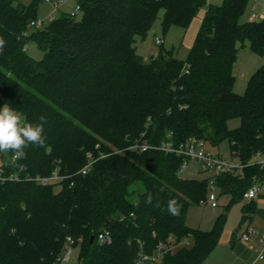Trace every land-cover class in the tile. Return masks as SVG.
Returning <instances> with one entry per match:
<instances>
[{"label": "trees", "instance_id": "1", "mask_svg": "<svg viewBox=\"0 0 264 264\" xmlns=\"http://www.w3.org/2000/svg\"><path fill=\"white\" fill-rule=\"evenodd\" d=\"M42 2L0 0V107L8 104L28 123L46 117L43 146L29 145L16 160L0 155L7 172L20 176L0 181V264H56L68 239L79 247L78 264H137L157 253L156 264H204L231 206L255 180L264 183V170L252 164L264 153V63L243 95L234 93L233 73L238 43L264 58V18L241 23L251 0H77L80 19L67 13L29 29ZM203 8L187 60L165 49L147 62L137 54V39L161 11L167 33L188 30ZM30 42L43 52L39 61L27 53ZM192 138L212 147L228 141L230 155L245 165L243 176L216 178L230 203L207 231L190 228L187 215L207 203L208 179L183 178L175 154L131 150L137 142L178 146ZM88 155L95 161L82 175ZM55 171L63 177L57 184L34 179ZM173 198L179 216L167 211ZM256 206L243 205L241 225L255 218ZM106 232L112 240L101 244Z\"/></svg>", "mask_w": 264, "mask_h": 264}, {"label": "rangeland", "instance_id": "2", "mask_svg": "<svg viewBox=\"0 0 264 264\" xmlns=\"http://www.w3.org/2000/svg\"><path fill=\"white\" fill-rule=\"evenodd\" d=\"M35 0H16V4H23L26 6L34 3ZM222 0H208L209 4L219 5ZM246 14L240 19L241 23H245L251 19V14L255 11L262 12L264 10V0H251L248 5ZM77 8L76 0H67V3L58 11L54 10V6L42 2L37 8V19H44L52 14H55L56 17H60L62 14L75 13ZM206 12V8H203L198 16L192 22L193 24L188 28V30H184L178 26H173L169 29L167 33L163 32L162 27V19L164 15V11H161L157 21L155 22L154 27L148 33L146 38L137 39L136 43V52L138 55H141L145 61H149L151 57L157 56L159 51L162 49L173 51L177 57L181 60H187L189 56V50L192 44L196 40L197 35V25L198 20L202 21V17ZM82 15L77 13V18L80 19ZM163 40V44L157 45L158 40ZM26 50L28 55L37 61H39L43 57V52L38 49L37 45L34 43L26 44ZM237 48L239 51L236 62L234 63V77L236 78V84L234 88V93L239 95H243L246 87L248 85L250 76L258 70L262 64L264 63V58L257 56L254 54L250 48L249 44L245 43L242 45L241 43L237 44ZM240 120L236 119L230 121L228 126L230 129H237L239 127ZM211 151L224 156L225 158H230V147L228 141L223 142L219 147L211 148ZM181 176L185 179L189 180H207L208 175L203 173L200 169V163L197 161H193L190 163L187 170L181 173ZM261 187L264 188V183L261 184ZM217 195L216 202L218 203V207H213L211 202H207L202 205H195L189 209L187 215V225L190 228L196 229L201 228V230H210L214 225L217 216L222 214L225 210V207L230 203V196H220L219 191H215ZM256 216L255 219L250 221H244L241 225L242 221V207L245 203H248L247 200H243L240 204H234L231 206L228 211V219L226 222V226L224 229L223 236L221 238L220 244L218 245L217 251H215L212 256H210L205 262L206 264H230L231 262L228 260L227 253L230 251L231 246L229 245V241L236 236L238 238L241 237V234L246 230L248 226L252 228H257L259 230L260 235L264 233V191L260 194V198L256 199ZM241 225V227H240ZM258 238L254 240L257 243ZM73 256L71 262L69 264H78L79 258V247L73 250ZM156 264V263H150ZM238 264H245V262H240ZM257 264H264V261L257 262Z\"/></svg>", "mask_w": 264, "mask_h": 264}, {"label": "built area", "instance_id": "3", "mask_svg": "<svg viewBox=\"0 0 264 264\" xmlns=\"http://www.w3.org/2000/svg\"><path fill=\"white\" fill-rule=\"evenodd\" d=\"M46 3H49L54 6V10H60L66 3L67 0H43ZM77 3V0H76ZM77 13H80L79 7L77 6L75 13H69L72 17L77 18ZM81 14V13H80ZM58 17L55 14H52L44 19L38 18L37 20H33L29 23V29H42L49 24L53 23ZM264 18V10L262 12L255 11L251 14L250 21H261ZM163 44V40H158L157 45ZM160 149L167 153L175 154L177 157L180 156L183 158V162L179 169V173L181 174L185 170L188 169L189 165L193 161H197L200 163V169L203 173L208 175V187H209V194L207 197V202H211L213 207H218L217 195L215 191H219L218 187L215 185V180L218 176L224 175H244V168L245 165L236 157L231 156L230 158H225L220 154H217L211 151L213 148L208 142L203 140L192 138L185 144H181L176 146L170 140H163L158 147L153 146L147 142H137L133 144L131 150H138L140 152H148L152 149ZM1 155V152H0ZM17 158L13 156V160ZM93 158L88 155V163L85 167L80 171L82 175H87L91 170L94 164ZM256 167L261 170H264V153H257L253 158V163ZM20 176L17 172L8 173L7 168L3 165V162L0 160V181L1 182H14L18 181ZM32 179V178H29ZM36 182L44 185L49 184H57L63 180V177L59 174V171L53 172L51 175L46 177H36L34 178ZM262 192V187L259 181H254L253 186L244 194V199L248 202H255L258 198L259 194ZM258 238L255 247V263L260 261H264V233L260 235L259 230L257 228H252L248 226L246 230L242 233L241 239L244 242H253ZM111 236L106 232L105 234L100 235L99 241L101 244H107L111 242ZM75 241L72 239H68V244L66 249L64 250V254L62 255L61 259L58 260L56 264H69L71 262L73 256V250L75 248ZM162 247H160L161 249ZM161 254L157 253L152 256L142 254L140 258L137 260V264H150V263H157L161 259Z\"/></svg>", "mask_w": 264, "mask_h": 264}, {"label": "clouds", "instance_id": "4", "mask_svg": "<svg viewBox=\"0 0 264 264\" xmlns=\"http://www.w3.org/2000/svg\"><path fill=\"white\" fill-rule=\"evenodd\" d=\"M4 44L5 41L0 38V51ZM44 122L46 117L41 116L39 122L28 123L20 112L4 104L0 107V152H11L14 157L23 158L26 156L24 150L29 145L43 146L46 139L43 135ZM147 202L151 203V196ZM181 207L174 198L167 202V211L172 216H179Z\"/></svg>", "mask_w": 264, "mask_h": 264}, {"label": "crops", "instance_id": "5", "mask_svg": "<svg viewBox=\"0 0 264 264\" xmlns=\"http://www.w3.org/2000/svg\"><path fill=\"white\" fill-rule=\"evenodd\" d=\"M65 14V13H64ZM203 18V17H202ZM249 21V20H248ZM198 25H197V33L200 29L201 26V20H198ZM194 44V43H193ZM192 44V45H193ZM192 47V46H191ZM264 191V188H262V192L260 194H262ZM260 194L258 196V198H260ZM257 201V200H256ZM257 204V203H256ZM256 214V213H255ZM256 216V215H255ZM255 219V218H254ZM253 219V220H254ZM193 229V228H192ZM201 229V228H199ZM242 235V234H241ZM229 245L231 246L230 251L227 253L228 255V260L231 262L230 264H238V263H242L245 262V264H253L255 263V247H256V243L253 242H244L241 237L238 238L236 236H234L231 241H229ZM218 249V248H217ZM217 249L215 251H217ZM214 251V252H215ZM213 252V253H214ZM212 253V254H213ZM212 256V255H211ZM206 264V262L204 263Z\"/></svg>", "mask_w": 264, "mask_h": 264}]
</instances>
